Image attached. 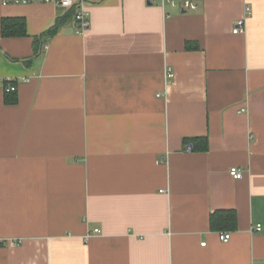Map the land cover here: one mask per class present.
<instances>
[{"label": "crops", "instance_id": "obj_1", "mask_svg": "<svg viewBox=\"0 0 264 264\" xmlns=\"http://www.w3.org/2000/svg\"><path fill=\"white\" fill-rule=\"evenodd\" d=\"M76 1L0 0V264H264V0Z\"/></svg>", "mask_w": 264, "mask_h": 264}, {"label": "built area", "instance_id": "obj_2", "mask_svg": "<svg viewBox=\"0 0 264 264\" xmlns=\"http://www.w3.org/2000/svg\"><path fill=\"white\" fill-rule=\"evenodd\" d=\"M5 2H54L60 4L66 8H74L77 5L76 0H5ZM163 5L171 4L173 6H179L186 10H196L199 7V0H162ZM247 12L250 14V7L247 8ZM76 21L78 23L79 32H85L91 26L90 13L84 7L80 6V8L76 12ZM246 30V18L239 19L233 29L234 33H244ZM175 76L172 68L168 67L166 69V77L167 79H171ZM0 86L5 90V92H17L18 91V83L14 79H0ZM191 147L189 146L188 149ZM230 173L234 178L240 179L244 176V172L234 166L230 169ZM261 230V224H258L255 227V231ZM95 232H99V229H95ZM232 236L231 231H220L219 237L222 241H229ZM205 244V242L203 243Z\"/></svg>", "mask_w": 264, "mask_h": 264}, {"label": "trees", "instance_id": "obj_3", "mask_svg": "<svg viewBox=\"0 0 264 264\" xmlns=\"http://www.w3.org/2000/svg\"><path fill=\"white\" fill-rule=\"evenodd\" d=\"M74 9V8H72ZM70 9V10H72ZM73 11L69 12L64 18L43 33V35L56 34L67 17H70ZM2 33L4 36H23L27 34L26 19L24 17H3L1 22ZM39 37L35 40L38 41ZM5 102L15 104L18 102V92H5ZM187 143L191 144L193 149H208V137H191ZM199 142V143H198ZM211 227L215 230H235L237 228V213L235 210H218L211 214Z\"/></svg>", "mask_w": 264, "mask_h": 264}]
</instances>
